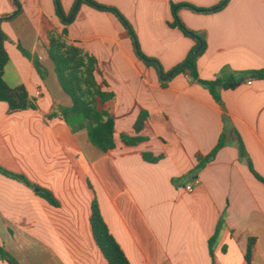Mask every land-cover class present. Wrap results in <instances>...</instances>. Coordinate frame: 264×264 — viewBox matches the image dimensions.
Masks as SVG:
<instances>
[{"label": "crops", "instance_id": "crops-1", "mask_svg": "<svg viewBox=\"0 0 264 264\" xmlns=\"http://www.w3.org/2000/svg\"><path fill=\"white\" fill-rule=\"evenodd\" d=\"M20 1L22 13L1 23L10 56L4 78L12 87L24 85L39 108L12 113L0 101V244L20 264H107L91 226L97 197L131 264H248L240 246L245 236L257 239L251 264H264V183L239 149L242 138L264 178V78L222 89L223 105L186 73L163 87L157 69L137 56L119 18L83 5L67 40L98 58L101 79L115 94L109 107L117 146L105 153L87 130L73 132L61 118L48 117L53 107L72 105L48 51L50 32L62 34L64 25L54 0ZM96 1L118 8L143 52L169 71L196 44L170 25L172 4L209 8L222 0ZM61 2L69 13L76 0ZM14 10L11 0H0V17ZM179 16L206 37L198 59L201 79L232 72L242 78L264 69V0H229L216 13L184 7ZM142 112L148 117L137 133ZM223 133L225 145L198 169ZM123 134L144 139L129 146ZM145 154L162 158L150 162ZM1 170L24 175L30 184ZM40 189L52 192L60 205L43 198ZM219 224L212 257L209 240ZM0 264L10 263L0 258Z\"/></svg>", "mask_w": 264, "mask_h": 264}, {"label": "trees", "instance_id": "trees-1", "mask_svg": "<svg viewBox=\"0 0 264 264\" xmlns=\"http://www.w3.org/2000/svg\"><path fill=\"white\" fill-rule=\"evenodd\" d=\"M11 1L15 7L14 12L10 15L0 17V101L7 102L12 113L27 109L37 110L39 108L37 100L30 97L24 85L12 87L4 78V71L10 61V56L5 48V41L8 37L2 31L1 23L6 20L14 19L22 13L23 10L20 0ZM54 1L56 15L64 25V28L62 30V34L50 32L48 51L50 59L54 63L59 82L66 94L71 98L72 105H57L53 107L52 111L48 114V117L50 119L55 117L61 118L71 127L73 132L87 130L92 144L105 153L110 152L117 146L115 140V117L109 107V102L115 98V94L107 89V82L101 79L102 76L99 69L98 58L78 46L76 43L67 40V36L69 34L68 26L75 21V18L83 5H87L97 11L112 12L119 18L132 38L137 56L147 65L153 66L157 69L160 82L163 87H167L168 83L177 75L186 73L189 74L193 81L208 88L215 100L219 104L223 105L221 90L235 89L240 85L241 75L234 72L231 74L224 73L215 80H203L200 78L198 59L206 51V37L201 32L190 30L179 16V10L183 6L189 7L201 13H216L223 10L228 5L229 0H222L219 4L209 8L197 7L189 3L172 4L174 22L170 25L182 30L184 34L191 37L196 44L186 60L169 71H166L163 68L159 60L151 58L143 52L135 28L118 8L101 4L96 0H76L73 9L69 13H66L61 0ZM18 47L26 57L32 58L31 53L23 46L19 45ZM37 69L40 75L44 77L45 70L38 62ZM253 73L257 74L259 78H264V69L254 71ZM147 117V112L141 113L135 124V130L137 133H140L144 128ZM122 139L126 145L130 146L137 145L144 138L141 136L132 137L127 134H123ZM225 142L226 136L223 133L213 152L208 156L201 157L199 159L197 168L201 169L207 162L213 159L217 152L225 145ZM239 149L241 157L248 160L249 167L253 174L264 183V178L254 169L242 138H239ZM161 158L162 157H152L145 154V159L150 162H157ZM1 171L9 176L23 180L24 182L30 184L24 175L14 174L4 170ZM39 194L52 205H60L59 200L52 192L40 189ZM221 225L222 224H219L215 234L209 240L212 257H214L213 245L219 236ZM91 226L95 241L103 252L104 257L107 260V264H131L121 245L111 232L102 213L97 197H95L92 202ZM256 242L257 239L252 236H245L240 241L242 252L248 264H251L252 262ZM0 258L10 264H20L18 260L1 244Z\"/></svg>", "mask_w": 264, "mask_h": 264}, {"label": "water", "instance_id": "water-1", "mask_svg": "<svg viewBox=\"0 0 264 264\" xmlns=\"http://www.w3.org/2000/svg\"><path fill=\"white\" fill-rule=\"evenodd\" d=\"M258 77L257 74H251V75H247L244 76L240 79L241 82L247 81V80H251V79H256Z\"/></svg>", "mask_w": 264, "mask_h": 264}, {"label": "built area", "instance_id": "built-area-1", "mask_svg": "<svg viewBox=\"0 0 264 264\" xmlns=\"http://www.w3.org/2000/svg\"><path fill=\"white\" fill-rule=\"evenodd\" d=\"M187 190L190 191V192H192L193 191V185H188L187 186Z\"/></svg>", "mask_w": 264, "mask_h": 264}, {"label": "rangeland", "instance_id": "rangeland-1", "mask_svg": "<svg viewBox=\"0 0 264 264\" xmlns=\"http://www.w3.org/2000/svg\"><path fill=\"white\" fill-rule=\"evenodd\" d=\"M185 3H187V4H188L189 2H185ZM176 4H182V3H176ZM189 4H191V3H189ZM197 7H199V6H197ZM181 8H184V6H183V7H181ZM181 8H180V9H181ZM187 8H189V7H187ZM189 9H191V8H189ZM191 10H192V11H195L194 9H191ZM195 12H197V11H195ZM137 35H138V34H137ZM138 38H139V37H138Z\"/></svg>", "mask_w": 264, "mask_h": 264}]
</instances>
